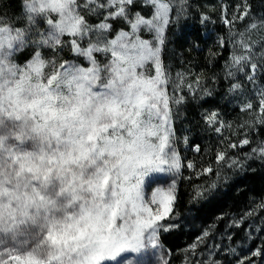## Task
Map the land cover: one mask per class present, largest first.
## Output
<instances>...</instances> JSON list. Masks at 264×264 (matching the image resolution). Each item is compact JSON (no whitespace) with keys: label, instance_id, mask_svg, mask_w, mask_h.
Here are the masks:
<instances>
[{"label":"rangeland","instance_id":"obj_1","mask_svg":"<svg viewBox=\"0 0 264 264\" xmlns=\"http://www.w3.org/2000/svg\"><path fill=\"white\" fill-rule=\"evenodd\" d=\"M22 1L19 15L0 6V264H167L159 235L176 222L165 220L183 166L174 114L192 85L196 98L211 89L163 67L171 12L185 1ZM221 1L226 95L247 114L206 116L241 140L198 196L264 166L252 135L264 122V16L258 0ZM23 51H33L24 62ZM263 231L264 199L253 200L206 226L183 264H264Z\"/></svg>","mask_w":264,"mask_h":264},{"label":"trees","instance_id":"obj_2","mask_svg":"<svg viewBox=\"0 0 264 264\" xmlns=\"http://www.w3.org/2000/svg\"><path fill=\"white\" fill-rule=\"evenodd\" d=\"M180 1H185V7L177 5L172 9L162 51L163 67L169 75L175 76L181 71L196 83L208 84L211 89L204 98H196L192 94L196 84L192 85L191 90H185L187 100L182 104V114H174V130L183 166L174 208L169 220H165L169 223L176 218V222L170 228L162 229L159 235L162 245L170 253L167 264H183L184 251L199 238L206 226L223 219L226 214L239 212L253 200L264 199V166L258 163L238 177L223 182L214 193L197 195L199 189L210 186L221 171L218 160L223 151L231 148L233 142L241 140H232L231 134H216L206 123V116L220 111L235 124L236 119L240 123L247 112H241L239 106L232 109L226 95L225 65L232 51L229 44L223 43L216 34L226 33V26L222 23V1ZM256 3L258 11L264 16V0ZM1 7H12L19 15L23 10V1L5 0ZM204 16L215 23H205ZM120 28L115 22L112 36ZM32 55L33 51H23L20 54L22 62ZM184 134L189 135L188 149L183 148ZM252 135L264 139V122L256 127ZM262 243L264 246V231Z\"/></svg>","mask_w":264,"mask_h":264}]
</instances>
